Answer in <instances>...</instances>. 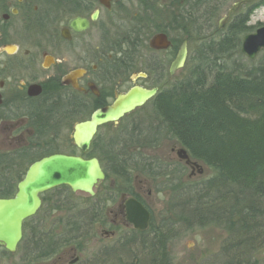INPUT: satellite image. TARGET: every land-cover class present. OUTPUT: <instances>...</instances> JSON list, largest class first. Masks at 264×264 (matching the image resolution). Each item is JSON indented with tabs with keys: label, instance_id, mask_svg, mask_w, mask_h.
<instances>
[{
	"label": "trees",
	"instance_id": "trees-1",
	"mask_svg": "<svg viewBox=\"0 0 264 264\" xmlns=\"http://www.w3.org/2000/svg\"><path fill=\"white\" fill-rule=\"evenodd\" d=\"M36 1L45 11L52 10L43 5L66 9L68 17L87 14L97 6V0ZM160 1L135 0L133 14L125 17L123 25L115 24L125 33L116 32L120 36L110 44L107 38V52L121 51L120 58L112 62L115 73L111 76L120 78L147 70L165 77V61L155 60L144 68L139 63L143 52L150 51L147 35L159 32L168 34L172 41L166 51L174 55L164 59L170 62L181 41L196 40L198 47L183 68L186 74L160 85L148 103L146 119L124 116L104 135L99 131L115 123L100 127L84 154L63 135L61 146L55 137V146L46 144L40 152L21 149L0 153V198L13 197L28 166L42 157L60 152L97 157L106 176L118 180L131 195L138 197L132 190L136 173L163 178L171 195L166 221L155 226L152 218L148 231H131L118 238L116 244L100 251L97 264H173L167 244L181 231L206 226H221L226 231L221 246L224 261L219 264H256L253 258L264 248V51L250 61L251 65L237 63L236 57H242L241 39L251 32L248 22L253 10L264 0L249 5L243 14H231L225 29H219L217 21L230 0H170L174 15L166 24H159L154 13ZM107 79L103 82L108 85L112 80ZM105 103L90 100L87 106L83 99L65 94L42 113L39 110L36 119L42 128L49 122L72 125L88 119ZM165 138L176 140L192 160L208 167L211 175L199 180L181 179V168L146 153ZM50 193L57 195L48 197ZM75 195L67 186L42 194L41 209L24 222L19 245L24 261L32 264L50 258L63 244L75 242L82 232L102 221L106 202L100 193L93 198L78 196L85 203L81 209L71 200ZM114 197L110 192L106 200ZM52 209L65 213L53 222L55 225L46 227Z\"/></svg>",
	"mask_w": 264,
	"mask_h": 264
},
{
	"label": "rangeland",
	"instance_id": "rangeland-1",
	"mask_svg": "<svg viewBox=\"0 0 264 264\" xmlns=\"http://www.w3.org/2000/svg\"><path fill=\"white\" fill-rule=\"evenodd\" d=\"M237 1L240 0L229 1L226 9L219 16L217 25H219L220 19L228 13L229 8L232 7L233 4ZM169 2L170 0H161L154 8V13L158 17L159 24L169 23L171 21L172 14L174 15L173 7L171 6V4H169ZM255 2L261 4V2L258 0H244V3L234 13L237 12L241 14L245 13L248 6L253 3L255 4ZM134 3L135 0H115L114 4L117 7L113 6V10L109 12L103 7H100L101 14L98 21H96L92 25V27L83 34L82 37L84 39L90 40L91 42L95 41L96 39L98 40L99 28L101 27L106 29V32L108 34V44H110L111 39L112 41H116L120 36L116 32H119L120 34H124L125 32L123 29L116 28L115 24L117 23H121L122 25L124 24V21H126L125 17L132 15L136 9L134 8ZM43 7H46L47 10H52L55 13L58 11L57 8H52L53 6L43 5ZM65 10L66 9H62V11L64 12ZM91 12L92 11L88 12L86 15H90ZM232 15L230 16V19ZM43 16H45V14ZM65 17L66 16H64V18L63 17L61 18L64 19L65 21L66 20ZM237 17H239L238 14ZM230 19L225 24L223 29H225V27L228 25ZM13 21L14 20L12 19L10 20V22L6 23V21L3 20L0 15V31L2 30V28H7V25L14 28ZM24 26L25 27L23 28V30L25 32L26 38L29 37L28 35H31L36 31V29L35 31H33V25H29L28 22H26ZM248 26H250L249 28L251 29L250 33H254L258 28L264 26V3L260 6H257L256 9L253 10V13L250 17V21L248 22ZM50 30L51 31L54 30L53 24H51L49 29L48 26L46 27L45 30L42 29V32L47 33L45 35L47 36L51 32ZM152 35L151 34L147 35L146 37L147 45H148V38H150ZM49 37L50 36H47L46 39ZM244 37L245 35L241 39V44ZM92 44L93 45H90L87 48L90 54L89 56L90 60L94 61L95 53H96L94 51L95 43ZM241 44H240V53L242 54V57L237 56L236 62L241 64L251 65L250 64L251 59L247 58L241 52ZM50 47L51 46H48V49ZM188 47H189V53L187 58L193 55L195 49L198 47V45L196 44V40L194 41L191 40V42H188ZM145 52H147V54ZM149 52H150L149 50H146L144 51L145 54L139 57V63L141 64V68H144L148 64H152L157 59L161 58L160 60L162 61L163 59H165L166 55H168V57L174 55L173 52L168 53V51L166 50L160 51L156 54ZM120 53L121 51H118L117 54L118 58H120ZM73 57L75 61H79L78 58L76 57V53L74 54ZM164 61L165 63L164 62L163 63L166 65L165 67L167 68V72H168V74L165 77L161 78L158 75H155L152 72H150L151 79L144 78L145 76L144 71L137 70L132 72L128 76L127 80H124L123 76L120 78L116 77L115 75L110 76L108 81H110L111 78L112 82L108 85L103 84L105 86L104 88L111 96L113 95L114 98L119 94H124L129 88H131L134 85H139L150 89L151 87H153V83H156L159 86L169 84L172 83L173 80L177 78H181L183 75L186 74L185 69H180L173 75H170L168 69L171 62L167 59ZM252 61L255 60L253 59ZM73 63L75 62L73 61ZM132 78L134 80H132ZM148 103H146L144 106L135 109L126 116H128L129 119H139V120L146 119V117H148V115L150 114V105ZM115 126H118L117 123L110 124L108 129L105 130L104 128H102L99 132L102 135H104L105 131L113 130L115 129L114 128ZM0 128H2L0 132V152H2V151H6L9 148L8 136L14 134L8 133L7 126L3 128L1 125ZM18 132L19 131L15 133L16 137L20 135ZM54 132L55 133L57 132L58 135H63L66 138L72 139L71 137L73 132V124L71 125L69 123H66L62 125L60 129H56ZM52 134H53L52 132H49L48 134H46V136L51 137ZM61 142H63V138L59 136L57 139V144H60ZM61 145L62 144H60L59 146ZM181 147L182 146L176 140L171 138H165L162 139L161 144H159L157 148L149 149L147 150L146 153L152 157L155 156L165 160L166 162L173 163L174 166H176V168L178 169L181 168L183 171L181 173V179L199 180L202 177H207L211 175L212 173L211 170L201 162L200 163L197 162L202 168V173H199L197 168H195L193 172L191 167L186 165L185 161L180 160L177 157L176 152ZM163 180H164L163 178L153 179L148 176L141 175L139 173H136L133 176V183H132L133 193L138 194L137 192L140 189L141 197L146 201L153 214V220L155 226H160L161 222L166 221L170 216L168 212V201L170 200V196H171L170 188L167 186V182L164 183ZM110 192L113 194V196H115L114 201L106 200ZM97 193H100L102 198L106 202V207L104 208V217L102 221L96 223L94 227L92 226V228L88 229L86 232H82L75 242L63 244L61 247L58 248L57 252L54 255H52L50 258L39 260L32 264H69V262L73 260L74 263L72 264H97L98 257L100 256V251L102 249H104L105 247H109L118 238H123L124 235L126 236V234H128L124 232L125 230H127V228L119 223V216L117 215L118 213L117 209H118L119 197L121 196V194L127 193L130 195V193L124 190L123 185L118 180H115L113 177L109 176L108 174L104 182L100 184L99 187L96 189V194ZM56 195L57 194L50 193L48 194V197H53ZM75 196L71 198L72 202L75 205H77V209L83 208L85 203H83L81 199L77 197L79 196V197L87 198V196H84L82 194H76ZM64 213L65 212L56 211L55 209L50 210L49 216L45 220V226L51 227L55 225L53 224V222L58 220V218H62ZM110 228H112V230L115 231V236L113 237L104 234V230H109ZM225 237H226V231L221 226L197 227L189 231L179 232V235L173 238L167 244V248L170 252L173 264H219L220 262L224 261L221 260L222 258L221 255H223L221 246ZM22 251L23 249H21V247L20 248L18 247V250L15 253H11L6 251L4 248H0V264H30L27 261H24V259L22 258ZM253 261H255L256 264H264V248L258 251L256 257L253 258ZM102 263L104 264V262ZM106 264H115V263L108 261Z\"/></svg>",
	"mask_w": 264,
	"mask_h": 264
},
{
	"label": "flooded vegetation",
	"instance_id": "flooded-vegetation-1",
	"mask_svg": "<svg viewBox=\"0 0 264 264\" xmlns=\"http://www.w3.org/2000/svg\"><path fill=\"white\" fill-rule=\"evenodd\" d=\"M114 1L111 0V7L108 9L97 0V6L91 14L97 9L100 11V7L108 12L112 11ZM44 14L45 16H43ZM91 14L68 17V14L66 15L62 9L56 13L42 10L36 0H0L1 18L6 23L14 20V28L7 25V28H2L0 31V126L2 125L3 128L7 126L8 133L14 134L8 136L9 148L2 152L11 153L21 149H26L29 152H40L46 144L55 146L56 143H53V138L62 135H58L54 131L66 123L49 122L45 128H42V124L36 118L39 110L42 113L51 102H56L59 96L65 94H69L73 98L77 96L79 99H83L87 106H89L90 100L93 103L107 102L102 107L112 103L116 98V96L113 98V95L111 96L103 85L104 79L108 78V82L109 77L115 73L112 62L118 58V52L114 50L107 52L108 34L106 29L99 28L98 40L91 42L82 37L98 21L101 12L95 21L91 20ZM64 16H66L65 21L61 18ZM78 16L91 21L89 29L80 32L73 30L69 22ZM26 22L33 25V31L36 29L27 38L23 30ZM51 24H53L54 30H50V34L47 35L50 37L46 39L47 33L42 32V29L45 30L47 26L49 29ZM92 43H95L94 61L90 60L87 48L93 45ZM48 46L51 47L48 49ZM160 51L165 50L151 48L149 53L156 54ZM75 53L79 61H75L73 57ZM145 53L147 54V52ZM145 53L143 52V54ZM160 59L157 61H161ZM163 61L164 59L161 62ZM77 69L82 70V73L75 80L78 88L65 80L69 73ZM144 73V78H150V73L147 70ZM128 76L124 75L127 78ZM132 80L134 79L132 78ZM91 83L98 89V95L90 89ZM151 88L160 89V86L153 83ZM74 125L75 123L73 129ZM17 131L20 134L18 137L15 134ZM49 132L53 133L51 137L46 136ZM192 171L194 172V169ZM137 193L138 197L127 193H122L119 197L117 215L119 216V223L127 228L125 233H131V231L146 232L150 228L149 225L145 231H139L129 222L126 212V202L129 198H135L148 209L151 213L152 222L153 214L146 201L141 197L140 189ZM104 234L113 237L115 231L110 228L104 230ZM114 244L116 242L111 245ZM72 263L74 260L69 262V264Z\"/></svg>",
	"mask_w": 264,
	"mask_h": 264
},
{
	"label": "water",
	"instance_id": "water-1",
	"mask_svg": "<svg viewBox=\"0 0 264 264\" xmlns=\"http://www.w3.org/2000/svg\"><path fill=\"white\" fill-rule=\"evenodd\" d=\"M100 4L110 9L111 0H99ZM244 0L237 1L229 8L228 13L219 21V29L225 24L242 4ZM99 10L91 14V20L98 19ZM90 20L75 17L69 25L75 32L89 29ZM65 32V30H63ZM171 40L164 32L156 33L149 39V46L154 50H167L171 47ZM264 50V26L254 33L245 35L241 52L249 59H255ZM189 53L188 41L184 40L169 66V74L173 75L182 69ZM82 73L77 69L69 73L65 80L76 84V78ZM90 89L99 94L93 83ZM158 88H145L139 85L131 87L124 94L116 96L114 101L105 107L94 110L89 119L77 122L74 125L72 139L76 147L86 153L95 138L100 126L118 122L126 114L143 106L158 92ZM177 155L192 168L202 173V168L196 161H192L187 150L180 148ZM106 179V173L97 157L85 158L82 155L68 153H54L34 161L26 170L24 177L17 184V191L13 197L0 198V246L6 251L14 253L24 235V222L34 216L42 206L41 195L60 186L69 187L72 192L93 197L96 189ZM127 218L134 228L145 231L151 222V213L139 201L129 198L126 202Z\"/></svg>",
	"mask_w": 264,
	"mask_h": 264
},
{
	"label": "bare ground",
	"instance_id": "bare-ground-1",
	"mask_svg": "<svg viewBox=\"0 0 264 264\" xmlns=\"http://www.w3.org/2000/svg\"><path fill=\"white\" fill-rule=\"evenodd\" d=\"M20 244V243H19Z\"/></svg>",
	"mask_w": 264,
	"mask_h": 264
}]
</instances>
